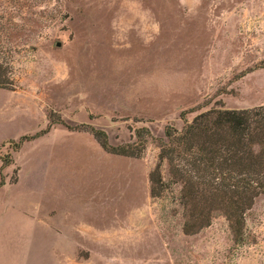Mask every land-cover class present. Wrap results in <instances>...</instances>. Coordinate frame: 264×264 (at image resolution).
<instances>
[{"label": "rangeland", "instance_id": "rangeland-1", "mask_svg": "<svg viewBox=\"0 0 264 264\" xmlns=\"http://www.w3.org/2000/svg\"><path fill=\"white\" fill-rule=\"evenodd\" d=\"M0 64V264H264V196L235 243L223 216L183 232L165 162L148 180L166 126L264 104V0H0ZM66 125L148 134L129 157Z\"/></svg>", "mask_w": 264, "mask_h": 264}, {"label": "trees", "instance_id": "trees-1", "mask_svg": "<svg viewBox=\"0 0 264 264\" xmlns=\"http://www.w3.org/2000/svg\"><path fill=\"white\" fill-rule=\"evenodd\" d=\"M9 65L6 63L4 67ZM4 67L0 64V71ZM14 88L10 78L0 76V89ZM52 117L50 113L45 129L33 136H22L14 144V150L47 133L52 125L64 124L60 118ZM66 127L86 129L106 152L129 157L141 156L148 134L147 129L140 128L135 131V141L111 145L102 130L87 125ZM163 134L164 138L151 136L159 153L156 165L148 174L150 195L159 196L165 187L161 173L165 162L169 181L180 186L183 232L197 233L212 218L223 216L233 241L241 243L245 214L258 197L264 196V104L244 109L211 107L185 122L180 130L166 126ZM10 162L3 157V165ZM3 183L0 177V186Z\"/></svg>", "mask_w": 264, "mask_h": 264}]
</instances>
